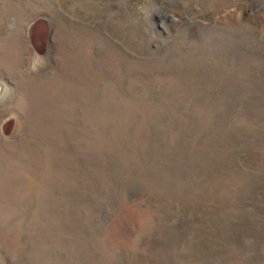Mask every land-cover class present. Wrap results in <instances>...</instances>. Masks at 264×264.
Instances as JSON below:
<instances>
[{"label":"rangeland","instance_id":"obj_1","mask_svg":"<svg viewBox=\"0 0 264 264\" xmlns=\"http://www.w3.org/2000/svg\"><path fill=\"white\" fill-rule=\"evenodd\" d=\"M0 264H264V0H0Z\"/></svg>","mask_w":264,"mask_h":264}]
</instances>
